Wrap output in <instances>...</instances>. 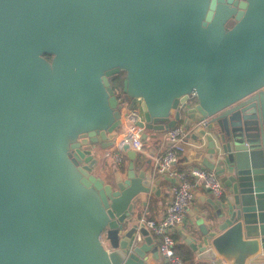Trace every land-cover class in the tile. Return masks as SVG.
I'll list each match as a JSON object with an SVG mask.
<instances>
[{"label":"water","instance_id":"water-1","mask_svg":"<svg viewBox=\"0 0 264 264\" xmlns=\"http://www.w3.org/2000/svg\"><path fill=\"white\" fill-rule=\"evenodd\" d=\"M119 93L144 141L185 124L208 143L225 195L192 251L264 256V0H0V264L159 258L140 220L163 179L107 152Z\"/></svg>","mask_w":264,"mask_h":264},{"label":"built area","instance_id":"built-area-1","mask_svg":"<svg viewBox=\"0 0 264 264\" xmlns=\"http://www.w3.org/2000/svg\"><path fill=\"white\" fill-rule=\"evenodd\" d=\"M192 96H196L193 92ZM121 108V125L110 153L114 162L122 166L125 160L127 150L137 153L145 152V141L143 140L144 114L140 103L135 105L126 104L122 95L119 96ZM207 119L198 125L207 124ZM192 126L179 124L168 132V139L171 147L154 159L153 172L156 176L167 177L173 180V200L167 207L164 218L160 221L141 219L144 225L153 237L157 240L159 255L169 264H184L183 260L176 251L177 241L175 239L176 231L180 227L193 206L195 201L197 187L202 186L208 190L213 198L222 200L225 195V188L219 176L214 170L207 167L197 166L190 169L188 173L178 168L181 155L186 151L187 139L193 133Z\"/></svg>","mask_w":264,"mask_h":264},{"label":"crops","instance_id":"crops-1","mask_svg":"<svg viewBox=\"0 0 264 264\" xmlns=\"http://www.w3.org/2000/svg\"><path fill=\"white\" fill-rule=\"evenodd\" d=\"M215 128L217 131L222 130V126L219 123L215 124ZM146 133L144 131L143 135ZM156 138V139H155ZM145 152L140 153V156L143 162L152 161L151 165H147V169L150 173L153 172L154 165V157L163 154L170 147L171 143L168 139V132L161 136L149 135L147 140L145 141ZM207 142L205 140L200 139L199 141L194 140V137H190L187 139V148L183 155H181V159L178 163V168L181 171L188 173L191 168L197 166H203L202 160L205 153L208 150ZM112 148H110L107 152L110 154ZM155 155L154 157L152 155ZM114 162V159L112 158ZM129 158L127 153L125 154V160L122 168H127L129 165ZM115 164V162H114ZM143 167L141 165L138 166V171H141ZM95 174L98 177L104 178L107 175L105 168L100 165L98 169L95 171ZM163 179V182L160 186L161 197L155 198L149 202L148 207L144 208L141 211L142 218H146L148 220L160 221L164 218L167 207L170 202L173 200V180H169L167 177L157 176L156 179ZM196 197L193 203V206L187 213L183 224L178 227L175 239L177 241L176 251L183 260L184 264H227L224 259L218 256L216 260H205L200 259L198 255L192 251L190 246L186 243V239L190 241H199L202 238V231L200 230V225L209 224V217L213 213V209L210 204L207 203V200L211 198V194L208 190L204 189L202 186H199L195 190ZM141 218V219H142ZM200 219L198 222L197 219ZM141 223V220H140ZM178 238V240H177ZM156 240V239H155ZM157 241V240H156ZM202 246V244H200ZM189 254V255H188ZM186 258V261H184ZM149 264H169L166 260H164L160 255L158 259L150 256ZM253 264H264V256L261 255L259 259H256Z\"/></svg>","mask_w":264,"mask_h":264},{"label":"rangeland","instance_id":"rangeland-1","mask_svg":"<svg viewBox=\"0 0 264 264\" xmlns=\"http://www.w3.org/2000/svg\"><path fill=\"white\" fill-rule=\"evenodd\" d=\"M120 95H122L124 97V99L126 101V104H130L131 103V101L124 94L119 93V96ZM116 136H117V133L113 137L116 138Z\"/></svg>","mask_w":264,"mask_h":264},{"label":"trees","instance_id":"trees-1","mask_svg":"<svg viewBox=\"0 0 264 264\" xmlns=\"http://www.w3.org/2000/svg\"><path fill=\"white\" fill-rule=\"evenodd\" d=\"M177 240H178V238H177ZM189 255V254H188ZM184 261H186V258H184Z\"/></svg>","mask_w":264,"mask_h":264},{"label":"flooded vegetation","instance_id":"flooded-vegetation-1","mask_svg":"<svg viewBox=\"0 0 264 264\" xmlns=\"http://www.w3.org/2000/svg\"><path fill=\"white\" fill-rule=\"evenodd\" d=\"M50 60H51V58H50Z\"/></svg>","mask_w":264,"mask_h":264}]
</instances>
